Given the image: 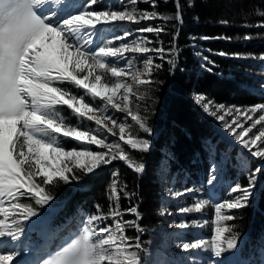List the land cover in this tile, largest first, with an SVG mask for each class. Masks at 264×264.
<instances>
[{
    "label": "snow or ice",
    "instance_id": "1",
    "mask_svg": "<svg viewBox=\"0 0 264 264\" xmlns=\"http://www.w3.org/2000/svg\"><path fill=\"white\" fill-rule=\"evenodd\" d=\"M117 2L119 8L97 10L94 6L101 0H0V264H14L20 255L25 222L37 216L34 205L49 204L53 199L46 186L54 181L67 184L79 179L78 170L91 174L116 160L137 174L145 170L142 161L133 163L125 146L147 152L150 141L126 132V128L134 122L139 131L152 135L146 115L149 108L143 107L142 115L141 105L130 97L139 101L148 98L150 86L156 83L155 73L165 64L169 71L174 70L178 53L175 47L163 46L160 36L167 29L162 24L125 29L103 40L98 26L140 25L158 19L182 23L183 9L179 0L174 15L157 12L156 0H142L151 5V11L138 8L141 0ZM145 33L155 34V45ZM177 36L178 31L173 40ZM202 59L208 61L207 56ZM257 59L264 61V56ZM66 84L85 94L73 92ZM194 98L251 158L264 162V103L242 108L217 103L202 94ZM58 106H66L77 123L62 116ZM113 111L125 115L117 118ZM257 113L258 118H254ZM85 120L94 122V127L85 126ZM67 139L75 143L69 147ZM208 159L206 180L199 188L185 186L170 189L169 194L176 199L193 197L205 190L204 184L215 189L230 155L225 152L217 159L212 147ZM237 167L249 172V187L236 181L229 186L228 198L216 199L218 193L212 192L207 200L196 199L192 207L179 206L181 213H200L203 205L212 201L215 229L210 242L196 238L195 242L182 241L178 247L195 250L207 246L212 253L209 260L236 247V235L225 222L233 221L231 210L249 203L252 185L257 174H264V164L251 169L247 159H240ZM109 192L108 213L97 204L96 214L74 223L71 235L40 264H143L133 250V246L139 249L138 239L126 235L128 229L142 231L138 206L130 203L126 209L120 207V194L131 202L134 193L127 185L121 188L118 170L112 173ZM54 214L53 208L41 221L49 226L48 239L58 236L57 229L51 227ZM125 215L135 219L125 220ZM208 223L204 219L198 226ZM214 264L221 262L215 260Z\"/></svg>",
    "mask_w": 264,
    "mask_h": 264
},
{
    "label": "trees",
    "instance_id": "2",
    "mask_svg": "<svg viewBox=\"0 0 264 264\" xmlns=\"http://www.w3.org/2000/svg\"><path fill=\"white\" fill-rule=\"evenodd\" d=\"M182 6V23L170 20H153L149 24L160 25L167 29L161 33L160 40L168 49L175 47L178 56V66L169 71L168 65L155 73V84L149 89L148 98L143 101L130 97L134 103L148 107L146 114L153 134H143L138 126L131 128L130 133L144 135L150 141L147 152L125 150L133 158V163L142 161L145 170L137 174L124 162L118 161L119 182L121 188L127 185L129 192L134 193L131 202L121 193L123 209L131 204L138 206L140 219L139 227L142 231L128 229L127 235L142 242L146 233L155 232L161 221V185L158 173L166 159L171 155L162 151L165 147L174 157L171 160L174 169L180 175L191 169L194 154L201 149V138L209 131L206 121L202 118L198 105L195 103V94L205 95L218 103L236 102L252 104L257 101L254 94L244 87L247 79L245 69L254 66L249 60H239L236 56H259L264 53V0H179ZM176 0H156V11L164 15L176 13ZM189 4L192 6L189 7ZM140 10H152L150 4L141 2ZM228 21L227 24L222 21ZM178 36L173 40V36ZM153 40L154 33H146ZM251 35V36H250ZM246 37L249 40L243 42ZM220 52L226 55H219ZM208 57V61L202 59ZM156 63H160L156 60ZM230 75V76H229ZM74 89V87L71 85ZM145 89L141 87V91ZM135 91V88H134ZM134 123V122H132ZM131 123V124H132ZM135 124V123H134ZM167 157V158H166ZM87 192L80 194L89 206L94 207L98 202L106 207L107 186L110 181V171L87 174ZM190 178L194 179L192 173ZM56 193L63 194V184H53ZM86 191V190H85ZM72 202V201H71ZM264 197L258 208H243L232 221L233 233L241 235L252 226L253 236L260 235L264 226ZM256 219L252 221V216ZM127 220H134L132 215H126ZM262 224V225H261ZM242 225V227H241Z\"/></svg>",
    "mask_w": 264,
    "mask_h": 264
},
{
    "label": "rangeland",
    "instance_id": "3",
    "mask_svg": "<svg viewBox=\"0 0 264 264\" xmlns=\"http://www.w3.org/2000/svg\"><path fill=\"white\" fill-rule=\"evenodd\" d=\"M108 2L109 3H107L106 6H103L104 9H110L113 6L119 8L120 6L117 0H108ZM98 27L104 28L106 35H108V37H112L114 34L123 33L125 29H135L138 26L130 23H113L110 26H98ZM251 60L254 62L258 61V59L256 58H253ZM245 73L247 74L248 77V80L244 81L245 85L252 81V83L249 84L248 88L260 94H264V61L260 63L259 70H257V65H255L247 68L245 70ZM108 75L110 76V74ZM127 79L130 80L131 77H127ZM73 92H76L77 94H85L83 90H73ZM247 107H251V106H247ZM111 114L117 118L125 115V114L116 113L115 111H113ZM61 115L65 117H70L73 124L77 123L76 118L74 116H71L70 110L66 108H61ZM205 115L209 116L206 113ZM205 115L204 117L206 119L207 128L209 127V125H211L210 129H211V133L213 134L212 137L206 143L205 151L207 150L208 146L211 144L213 146L220 148L224 145L229 147L230 144L236 143L232 140V138L228 134H226L225 130L222 128L219 121H217L214 117L209 116L212 119L211 120L212 124H210V119H208ZM258 115L259 113L255 114L254 118H258ZM129 119L130 117L128 118V120ZM128 120L124 122L128 123ZM83 124L87 127H94V122H89L87 120L83 121ZM134 126H136L134 123L130 124L126 132L130 133L131 128ZM139 138L147 139L144 135L139 136ZM65 143L68 144L69 147H71L75 143V141L72 139H67ZM117 162L118 160L113 161L111 164L107 166H102L101 168L96 169L94 173L100 172L105 169L113 173L115 170L114 168L117 166ZM166 165H167V161L164 162L163 166ZM257 167L260 166H253L254 169ZM237 168H238L237 166H224L222 168V171L228 169L229 171L234 172L233 174L234 176H237V179L233 178L232 176L231 177L232 181H230V179H227L229 181V184L233 185L234 182L238 181L241 185L243 184L242 185L243 187L245 188L249 187V172H244V174H237L235 171L237 170ZM77 175L79 176V179L75 181L70 180V182L67 184H65L64 182H56V181L53 182L54 185L55 184L64 185L63 194L61 195L54 191V189L52 188L53 185L46 186V191L49 192L53 197V199L49 201V204L34 205V201H30L34 205V210L36 211L37 216L30 218L29 221L25 222L24 226L27 225L30 226L31 229H36V232L32 233L31 235L25 234L21 238V242L19 244L20 252L26 251L24 253V255L26 256H23L22 255L23 253H21L19 256L15 258L14 264H16L17 261L21 258H22L21 261L27 260L26 264H36L41 262L43 259L47 258L48 253L54 251L56 247H59V245L63 244L64 240H66L68 236L71 235V228L74 223L79 224L81 220L86 221L88 215L96 214V212H93V209L90 206H89L90 211L89 210L84 211L81 208H75L74 209L75 211L73 210L74 216H72L69 223H67L64 227H62L61 230L57 231L58 236L56 239H50L51 245L47 250L39 251L36 254H32V251L29 249L28 244L31 242L32 239L38 240L41 238H48L49 226L42 224L41 221L48 215L49 212L52 211L53 208L55 209V214L52 217L51 227L60 225L59 222L60 221L61 223L64 222L65 218L68 217V215L66 216L64 215V212H62L66 210V208L64 207L66 201H72L69 206L71 205L74 207L88 206V203L85 201V199L84 201L80 200V198H84L83 196H80L78 198L77 195H75L76 191L77 193L80 194L87 192V187H82L85 186L84 183L87 182L86 180L87 173L78 170ZM244 175L246 177V180H248V184L243 183ZM257 177L258 174L256 175V181H257ZM238 178L239 179L242 178V179L238 180ZM162 181H164L163 178ZM222 182H223L222 173H220L219 180L217 182L215 189H209L208 186L204 184V188H205L204 191L196 193L195 196L193 197L184 196L179 199H176L173 196H171L169 194V190L170 189L173 191L182 190L185 186L199 188L200 185H195L193 183L190 184L189 186L182 185V183H178L175 175H172L171 177L167 178L166 182H163V192H164L165 201H167L168 205H170L169 203H171V206L170 208H168V211H166L165 215L163 214V220L159 223L157 229H155V232L146 233L147 237L142 241L143 243L142 247L137 250L133 246V250H136L138 252V256L142 259L143 264H206V262L207 264H214L215 260H219L221 264H264V238H261L260 241L258 238H254L252 236L250 237L245 236L246 239L243 237H241L240 239H236L235 248L229 249L228 251L222 253L221 257L216 258L213 256L212 260H209V256H211L212 253L210 248H208L207 246L195 250H184L181 247H178V245L182 241L195 242L196 238H202L207 242L211 241V237L212 235H214V229H215V224L212 223V221H214L215 219L214 203L210 201L208 204L203 205L200 213L197 212L181 213L179 211V206L192 207L196 199L207 200L212 192L218 193ZM226 195L227 194L223 193V197ZM106 200H107L106 207L107 204L109 207L110 206L109 194L107 193H106ZM94 204H99V203L96 202ZM49 205H51L52 207L50 208ZM248 205L249 203L245 207H247ZM101 208L103 211L104 206H101ZM243 208L231 210L232 214L235 211H241ZM103 212L106 214L108 213L106 211ZM204 219H208L209 223L207 225H204L203 227L198 226L203 223ZM181 223L187 225V227L183 229L180 228L179 225ZM225 226L232 228L231 221L225 222ZM60 237H62L63 239H60ZM224 247L225 248L227 247L226 244L224 245ZM188 253H191V255H189Z\"/></svg>",
    "mask_w": 264,
    "mask_h": 264
},
{
    "label": "bare ground",
    "instance_id": "4",
    "mask_svg": "<svg viewBox=\"0 0 264 264\" xmlns=\"http://www.w3.org/2000/svg\"><path fill=\"white\" fill-rule=\"evenodd\" d=\"M250 36H251V35H250ZM214 128H215V127H214ZM217 131H218V130H217ZM241 179H242V178H241ZM241 179L238 178V180H241ZM243 180H244V179H243ZM242 185H243V184H242Z\"/></svg>",
    "mask_w": 264,
    "mask_h": 264
}]
</instances>
